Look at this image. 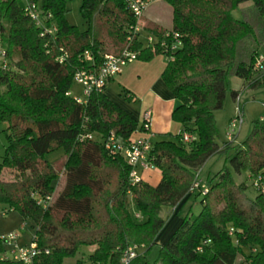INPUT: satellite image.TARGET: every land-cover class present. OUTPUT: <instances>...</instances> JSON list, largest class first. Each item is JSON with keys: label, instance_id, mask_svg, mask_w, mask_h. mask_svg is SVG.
<instances>
[{"label": "trees", "instance_id": "trees-1", "mask_svg": "<svg viewBox=\"0 0 264 264\" xmlns=\"http://www.w3.org/2000/svg\"><path fill=\"white\" fill-rule=\"evenodd\" d=\"M37 1L52 14L45 26L28 17L23 0H0L7 59L6 67L0 64V121L7 124L8 138L0 162V205L2 213L14 210L30 221L33 240L49 250L34 264H62L82 246L93 247V264H121L130 244L144 247L131 264H264V194L254 190L250 197L248 185L237 182L225 163L207 178L205 194L191 190L202 166L216 155H225L232 169L248 172L249 179L264 174V118L252 122L243 140L221 144L214 118L230 77L243 80L240 89L231 90L234 100L264 89V63L255 66L264 55V0H166L172 27H142L157 37L177 32L181 44L171 54L132 33L136 20L124 0H82L88 24L83 32L67 22L65 0ZM236 9L239 18L233 15ZM51 23L53 34L47 31ZM124 49L136 52L137 59L157 54L168 59L162 78L177 100L171 119L181 129L174 137L152 141L148 160L161 175L155 186L132 185L125 159L103 145L109 132L128 140L137 120L107 96L106 87L86 103L70 95L77 70L96 71L105 54ZM182 131L194 141L183 143ZM87 132L93 139L80 141L79 134ZM57 146L66 152L64 184L43 208L31 193L45 197L54 192L57 168L44 155ZM5 169L11 170V179L3 178ZM191 194L200 197V211L182 216L151 262L148 252L167 213ZM4 249L0 239V256ZM0 264L20 263L0 259Z\"/></svg>", "mask_w": 264, "mask_h": 264}, {"label": "built area", "instance_id": "built-area-1", "mask_svg": "<svg viewBox=\"0 0 264 264\" xmlns=\"http://www.w3.org/2000/svg\"><path fill=\"white\" fill-rule=\"evenodd\" d=\"M127 8L133 13L136 24L132 26V33L138 35L144 40L147 45L157 44L165 53L171 54L177 47L180 46V36L177 32L166 31L162 37H157L150 32H145L142 25L140 24V19L146 10V8L155 1L160 0H124ZM24 10L28 17L35 22L37 25L45 26L46 21L52 17L49 10H45L41 7L40 2L37 0H23ZM56 28L51 23L47 28L50 34L55 32ZM2 30L0 26V64L4 68L7 65L6 53L2 46ZM132 37V36H131ZM128 39H131L130 37ZM66 55L60 57L61 62ZM84 58L87 60L91 59V55L88 51L83 54ZM172 59V56H170ZM137 59V54L129 49H124L120 54H105L103 56L102 64L96 71L91 70H77L73 75V82L81 87V96H73L77 103H86L88 97L92 93L101 92L107 87L109 81L119 74L123 67L128 63ZM264 63V55H259L256 59L255 66L261 67ZM241 94H238L235 98L237 101V114L235 117L231 118L227 123V134L228 137L233 140L238 134L239 128L243 123V114L241 103ZM151 111L147 110L143 114V122L140 130L142 131V136L126 141H120L113 132L109 134L104 139L103 145L107 152L111 155L119 154L121 155L126 163L130 166L129 171V181L132 185L142 181L140 174V169L152 168L151 163L148 160V153L152 147V141L149 136L150 124H151ZM264 117H261L262 119ZM78 139L86 140L93 139V135L90 132L81 133ZM195 137L185 131L180 134V140L183 143H190L194 141ZM252 188L258 192L264 194V174H258L250 179ZM192 191H198L201 194L207 192V186L203 183L197 176L196 180L193 182ZM31 195L36 199L37 203L41 207L46 208L52 201L53 196L47 195L41 197L37 193L32 192ZM139 217L138 214H135ZM26 222L24 221L17 230H11L6 233L0 234V239L2 240L4 251L1 253L0 259H9L19 262L20 264H34L35 258L42 253L43 250L38 246L37 242L33 238L26 244H20L19 236L20 230L24 229ZM232 230V229H231ZM231 232V231H230ZM142 246L137 244L128 245L122 252L121 264H131L133 259L138 255L139 249ZM44 253H48L49 250L45 249ZM100 264V263H96Z\"/></svg>", "mask_w": 264, "mask_h": 264}, {"label": "rangeland", "instance_id": "rangeland-1", "mask_svg": "<svg viewBox=\"0 0 264 264\" xmlns=\"http://www.w3.org/2000/svg\"><path fill=\"white\" fill-rule=\"evenodd\" d=\"M65 18L70 25H73L79 31H85L88 28V24L82 16L81 13V5L82 0H65ZM249 5V3H243L241 6ZM148 12L158 18V21L163 25H170L172 20L171 8L169 3L166 0L155 1L148 7ZM233 15L237 18L241 17L239 9L233 11ZM171 19V20H170ZM142 21L147 23L148 20L142 17ZM142 23V22H141ZM149 25V24H147ZM160 28V30L164 29L163 27L156 25ZM163 57V56H162ZM165 57V56H164ZM243 80L239 77L232 76L229 78L228 90L225 94V99L222 108L214 111V118L216 121V141L218 143H223L230 141L231 139L227 134V123L228 121L235 117L237 114V101H235L231 95V90H238L242 87ZM116 89V94H118V88ZM120 93V91H119ZM70 95L71 96H81V87L76 83L72 82L70 87ZM121 93L119 97H121ZM117 101L119 104H126L123 97ZM123 102V103H122ZM240 106L242 108L243 114V123L241 124L237 137L235 138V143L243 140L252 124V122L264 117V89L259 90H249L248 92L243 94V98H241ZM7 124L5 122L0 121V162L3 161L6 155V146L8 144V138L6 134ZM174 137V136H173ZM234 140V139H233ZM45 159L51 164L55 165L58 172L57 184L54 192L52 193L53 198L56 197L59 190L62 188L64 184V168L63 162L66 158V152L63 147L57 146L49 150L44 155ZM224 163L231 169L234 179L237 182L244 181L248 185L247 194L250 197H253L256 192L252 188L251 181L249 179L248 172L241 171L240 173L235 172L230 162L225 158V155H216L210 159H208L205 164L202 166L198 173V178L205 183L207 178L212 176L214 172L220 169ZM158 172L156 169L151 168ZM13 174H11L10 169H5L3 171V178L11 179ZM161 178V176H160ZM149 184V183H148ZM184 211H189L192 213H198L201 209L200 197L194 196L191 194L189 198L185 201ZM2 206L0 205V234L6 233L11 230H17L20 225L24 222L21 216L14 210L7 211L2 213ZM130 211L132 214L135 213V209L130 204ZM172 211L175 210H171ZM171 213H167V217L169 218ZM164 213H162L163 215ZM26 226L24 229L20 230L19 241H30L32 239L33 231L30 226V221H25ZM169 226V224H168ZM143 247V246H142ZM141 247V248H142ZM160 247V243H157L149 250L148 259L153 262L158 256V250ZM139 249V252L142 249ZM144 248V247H143ZM92 246H82L78 249L76 254L72 257H65L62 261V264H93L89 259V255L92 252ZM240 258V256L238 257ZM238 261V260H237Z\"/></svg>", "mask_w": 264, "mask_h": 264}, {"label": "crops", "instance_id": "crops-1", "mask_svg": "<svg viewBox=\"0 0 264 264\" xmlns=\"http://www.w3.org/2000/svg\"><path fill=\"white\" fill-rule=\"evenodd\" d=\"M148 7L142 15L148 22L144 23L142 17L140 19V24L143 27L147 24L159 25L167 30L172 27L171 19L170 25L163 26L156 16L148 12ZM167 61V57H164L162 54L154 55L148 60L136 59L125 65L122 71L109 81L105 89V93L113 102L137 120V128L131 134V139L142 136L143 133L140 130L143 122L142 117L147 110H150L152 115L149 132L151 141L171 138L177 135L181 129V125L171 119V113L177 104V100L162 78V72ZM114 87L119 89L118 94H116L117 90L114 89ZM119 91L123 100H125V102L127 101L126 104H119L117 102L119 100L116 99L121 98L119 97ZM123 91L126 93L125 96L122 94L124 93ZM241 97L243 98V94H241ZM140 174L142 181L152 186H155L159 182L161 176L159 171L156 172L151 168L140 169ZM185 201L186 200L177 205V207L173 209L175 211H172V213L171 210L168 212L171 213V215L156 238L160 246L166 242L168 237L181 222L182 216L187 212L184 211ZM19 242L20 244H26L28 241Z\"/></svg>", "mask_w": 264, "mask_h": 264}]
</instances>
